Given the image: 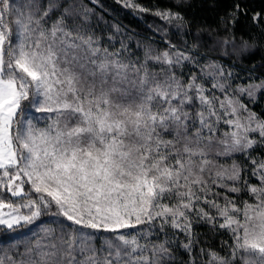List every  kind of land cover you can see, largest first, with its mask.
<instances>
[{"label":"snow or ice","instance_id":"obj_1","mask_svg":"<svg viewBox=\"0 0 264 264\" xmlns=\"http://www.w3.org/2000/svg\"><path fill=\"white\" fill-rule=\"evenodd\" d=\"M122 2L182 43L137 55L85 0H0V264H264V62L244 66L241 5L193 32L190 0Z\"/></svg>","mask_w":264,"mask_h":264},{"label":"trees","instance_id":"obj_2","mask_svg":"<svg viewBox=\"0 0 264 264\" xmlns=\"http://www.w3.org/2000/svg\"><path fill=\"white\" fill-rule=\"evenodd\" d=\"M90 7L95 8L93 16V27L96 34L104 42L109 36H115V47L119 48L120 39H124L130 50L142 55V51L137 49V42L141 45L149 44L156 49H163L166 40L171 39L173 43H182L181 34L177 33L173 25H169L151 11L141 12L132 8L124 7L122 0H99V4H94L92 0H85ZM136 3L148 8L174 7V0H135ZM239 3L242 12L238 16L235 31L237 36L243 35L245 38H255L256 48L251 55L245 53L243 61L245 67L259 65L264 62V34L261 28L252 21L254 13H264V0H190V3L180 8L185 15L192 20V31L198 25H215L221 15L232 11L233 6ZM246 12V14H244ZM114 25H119L120 32L117 33ZM191 43V37H186ZM257 106V110L259 107ZM195 231L200 234V239H207L209 243L219 249L221 241L228 240L229 235L222 230L213 232L206 224H197Z\"/></svg>","mask_w":264,"mask_h":264}]
</instances>
